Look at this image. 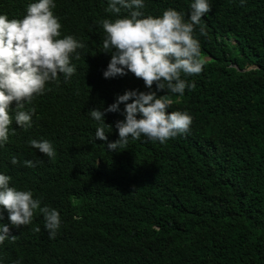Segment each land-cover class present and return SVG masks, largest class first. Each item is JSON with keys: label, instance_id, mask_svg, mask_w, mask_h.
<instances>
[{"label": "trees", "instance_id": "16d2710c", "mask_svg": "<svg viewBox=\"0 0 264 264\" xmlns=\"http://www.w3.org/2000/svg\"><path fill=\"white\" fill-rule=\"evenodd\" d=\"M32 2L0 0V14L22 19ZM193 2L144 0L141 11L160 17L174 9L188 22ZM208 2L211 11L193 33L204 68L182 74L196 87L180 95L155 84L148 89L130 72L104 78L111 54L103 52L101 21L126 11L106 12L108 0H54L59 38L72 35L85 47L70 57L76 68L70 79L61 74L24 104L25 112L35 109L31 127L15 124L13 102L0 174L11 177L10 187L31 190L41 207L58 211L61 224L49 238L39 211L16 228L0 206V225L16 236L0 244V264H264V0ZM133 90L167 95V112L188 113L190 130L164 144L129 138L109 151L124 104L118 112L105 110ZM94 109L111 126H105L107 141L95 139ZM32 139L50 141L55 159L32 148Z\"/></svg>", "mask_w": 264, "mask_h": 264}, {"label": "clouds", "instance_id": "9594fccd", "mask_svg": "<svg viewBox=\"0 0 264 264\" xmlns=\"http://www.w3.org/2000/svg\"><path fill=\"white\" fill-rule=\"evenodd\" d=\"M244 2L240 0L241 4ZM55 7L54 0H37L27 5L22 19H9L7 15L0 14V147L9 139L13 102L17 109L15 124L20 128L31 127L35 109L25 112L21 110L24 104L31 103L34 96L43 95L46 85L58 82L61 74L67 81L76 72L70 57L85 45L72 35L59 38L62 25L54 15ZM144 7V0H108L106 12L119 16L126 11L128 15L101 21L105 33L103 52L111 54L103 76L114 78L130 72L143 80L148 89L155 84L157 91L167 89L183 95L186 88L191 90L196 85L182 79V74L199 75L204 68L200 43L193 33L202 17L211 11L210 4L208 0H194L190 5L188 22L174 9L164 10L160 17H144L141 11ZM200 31L204 34L203 28ZM76 58L79 59V54ZM171 103L167 95L157 97L155 91L133 90L119 95L115 103L105 110L118 112L119 105L124 104V120L115 124L119 138L108 143L107 149L117 151L124 148L129 138L139 141L145 137L148 141L164 144L187 133L192 117L186 112H167ZM90 115L100 122L95 130V139L107 141L105 126H111L105 124L104 113L94 109L90 110ZM29 144L41 154L55 159L56 151L50 141L32 139ZM11 163L15 165L18 160L13 157ZM24 165L35 166L32 161H25ZM10 180V176L0 174V206L9 213L10 224L16 228L29 225L39 211L49 238H55L61 224L59 212L47 206L41 207V201L33 198L31 190L10 187ZM34 230L39 232L40 228ZM9 233L7 225H0V244L6 239L15 242L16 236Z\"/></svg>", "mask_w": 264, "mask_h": 264}, {"label": "rangeland", "instance_id": "374dc122", "mask_svg": "<svg viewBox=\"0 0 264 264\" xmlns=\"http://www.w3.org/2000/svg\"><path fill=\"white\" fill-rule=\"evenodd\" d=\"M249 68V67H248Z\"/></svg>", "mask_w": 264, "mask_h": 264}]
</instances>
